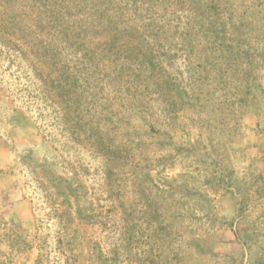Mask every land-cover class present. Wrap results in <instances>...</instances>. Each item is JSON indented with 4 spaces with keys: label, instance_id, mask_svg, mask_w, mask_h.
<instances>
[{
    "label": "rangeland",
    "instance_id": "374dc122",
    "mask_svg": "<svg viewBox=\"0 0 264 264\" xmlns=\"http://www.w3.org/2000/svg\"><path fill=\"white\" fill-rule=\"evenodd\" d=\"M108 1L0 0V264H264V0Z\"/></svg>",
    "mask_w": 264,
    "mask_h": 264
},
{
    "label": "trees",
    "instance_id": "16d2710c",
    "mask_svg": "<svg viewBox=\"0 0 264 264\" xmlns=\"http://www.w3.org/2000/svg\"><path fill=\"white\" fill-rule=\"evenodd\" d=\"M90 1H93V0H90ZM97 1H105V2H109L108 0H97ZM81 3H83V2H81ZM135 6H137L138 8L140 7V6H138V5H135ZM61 10V9H60ZM60 10H58L57 11V14H58V12L60 11ZM39 13V12H38ZM41 14H47V16H46V18L48 19L47 21H49L51 24H53L54 25V22H56V21H60V23H65L64 24V26H67V25H69L68 23H66L67 22V19H65L64 20V17H63V15H60V14H58V16L60 17H57V16H49L48 15V13L45 11V12H41Z\"/></svg>",
    "mask_w": 264,
    "mask_h": 264
}]
</instances>
